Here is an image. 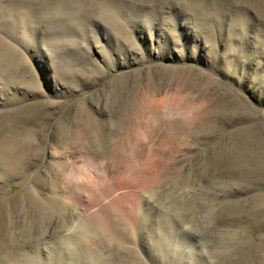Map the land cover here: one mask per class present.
<instances>
[{"label": "rangeland", "instance_id": "obj_1", "mask_svg": "<svg viewBox=\"0 0 264 264\" xmlns=\"http://www.w3.org/2000/svg\"><path fill=\"white\" fill-rule=\"evenodd\" d=\"M0 128V264H264V0H0Z\"/></svg>", "mask_w": 264, "mask_h": 264}, {"label": "bare ground", "instance_id": "obj_2", "mask_svg": "<svg viewBox=\"0 0 264 264\" xmlns=\"http://www.w3.org/2000/svg\"><path fill=\"white\" fill-rule=\"evenodd\" d=\"M16 2V1H15ZM53 4H55V3H53ZM53 6V5H52ZM90 8V7H89ZM60 10V9H59ZM62 10V9H61ZM60 10V11H61ZM37 12V11H36ZM167 99V98H166ZM170 102V101H169ZM85 125H87V124H85ZM84 129V128H83ZM0 131H1V128H0ZM81 131H83V130H81ZM119 154V153H118ZM119 156V155H118ZM63 201V200H62ZM64 203H65V201H63ZM63 203V204H64ZM66 204V203H65ZM70 204V203H69ZM60 206V205H59ZM75 210V209H74ZM72 213V212H71ZM68 216H69V218H71V216L68 214ZM70 221H71V219H70ZM67 223V222H66ZM15 237V236H14ZM3 251V250H2Z\"/></svg>", "mask_w": 264, "mask_h": 264}]
</instances>
